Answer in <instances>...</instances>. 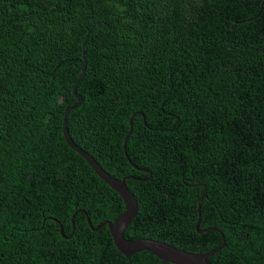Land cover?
<instances>
[{
	"label": "trees",
	"instance_id": "obj_1",
	"mask_svg": "<svg viewBox=\"0 0 264 264\" xmlns=\"http://www.w3.org/2000/svg\"><path fill=\"white\" fill-rule=\"evenodd\" d=\"M85 38L67 127L133 176L124 236L218 247L205 193L210 261L264 264V0H0V264H174L88 225L125 205L62 133Z\"/></svg>",
	"mask_w": 264,
	"mask_h": 264
},
{
	"label": "water",
	"instance_id": "obj_2",
	"mask_svg": "<svg viewBox=\"0 0 264 264\" xmlns=\"http://www.w3.org/2000/svg\"><path fill=\"white\" fill-rule=\"evenodd\" d=\"M86 38L83 40L82 43V51H83V57L81 60V70L78 75V78L76 81L73 83L71 87V91L73 96L76 98V103L68 105L64 108L63 110V115H62V133L63 137L67 143L68 146H70L75 152H77L80 156H82L88 164L91 166V168L94 170V172L106 183L108 184L113 190L117 192V194L121 197V199L124 202L125 205V210L117 216L113 221L110 220H105L99 223L97 226L93 227L91 224V221L89 217L87 216V222L89 227L92 230H98L101 226L104 224L108 225V229L110 232V235L112 237V240L114 242V245L116 248L128 259L131 257V255L140 252V251H150L152 254L160 258L161 260L165 262H170L174 264H213L209 257L213 255L214 253L220 251L226 243L225 236L220 229L217 227H205L200 229V203L204 197H206V194H202L200 198L198 199L197 202V212H198V220L196 222V230L198 232H204L208 231L210 229L216 230L220 232L222 236V243L211 250H208L206 252H193V251H188L179 247H176L174 245H171L167 242L150 238V237H145V238H138V239H128L124 236V231L132 221V219L135 217L138 211V202L135 197V195L130 191L128 188L125 179L126 178H132L133 176H124L122 178H116L112 176L110 173H108L100 164L99 162L86 150L82 149L79 147L71 138L68 132V127H67V114L69 111L77 108L81 101H82V96L77 92V86L79 82L82 80L85 71H86V58L84 55V44H85ZM131 124H130V129H131ZM131 131V130H130ZM130 132L125 136L124 142H123V147L125 150L126 146V140L129 136ZM140 170L149 173V176L151 175V170L146 169V168H140ZM143 178V179H148L149 178ZM78 210H76L72 214V223H74V215ZM61 233H63V229L61 228Z\"/></svg>",
	"mask_w": 264,
	"mask_h": 264
}]
</instances>
